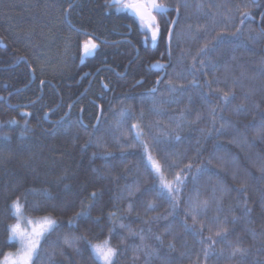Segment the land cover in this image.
Listing matches in <instances>:
<instances>
[{
    "label": "trees",
    "instance_id": "16d2710c",
    "mask_svg": "<svg viewBox=\"0 0 264 264\" xmlns=\"http://www.w3.org/2000/svg\"><path fill=\"white\" fill-rule=\"evenodd\" d=\"M73 1L71 21L98 27L82 36L111 42L99 43L84 65L77 51L69 50L78 40L82 51L86 39H77L75 31L65 39L68 0H0V36L6 43L0 53L12 51L1 61L25 57L36 77L9 102L29 106L13 109L0 101V252L17 248L8 241V225L15 223L12 205L19 200L25 216L56 220L58 227L41 241L42 255L51 253L53 264H102L89 245L103 240L118 250L115 264H146L143 251H136L141 235L143 244L158 250L147 264H264V34L245 21L248 2L163 0L179 6L168 57L165 19L158 18L162 33L153 42L145 26L144 32L128 31L139 27L136 18L108 12L100 0ZM160 58L170 66L152 93L158 75L146 67ZM27 63L10 70L27 81L4 71L1 88L3 79L14 89L28 85ZM86 71H98L89 89V76L78 82ZM42 79L45 96L39 99ZM226 92L227 104L221 99ZM94 102L102 107L97 125ZM52 109L65 118L46 122L44 115ZM148 153L166 180L181 175L175 200L166 190L160 194L161 177ZM204 200L208 207L194 224L192 205ZM245 207L251 211L245 213ZM82 209L86 216L77 215ZM220 224L227 228L226 240L216 235ZM73 236L87 237L76 241L79 253L64 244ZM212 241L217 242L209 248ZM236 245L248 254L230 259Z\"/></svg>",
    "mask_w": 264,
    "mask_h": 264
},
{
    "label": "snow or ice",
    "instance_id": "6c2138e0",
    "mask_svg": "<svg viewBox=\"0 0 264 264\" xmlns=\"http://www.w3.org/2000/svg\"><path fill=\"white\" fill-rule=\"evenodd\" d=\"M118 7V10H131L132 13L138 17L140 23L142 26L147 27L152 34V40L155 41L160 33V26L159 23L156 20V16L153 14L158 13H166L168 12V8L163 3H158L157 0H127V2H123V0H113V5ZM187 7V4L184 5ZM71 7V5L69 6ZM239 5H237V8L239 9ZM244 7H248L245 5ZM177 15H179V6L176 8ZM244 16L250 15L249 12H244ZM173 25L177 23L176 20H173L171 22ZM244 21L243 19L240 20V24L243 25ZM240 33V28L236 29V34ZM173 33L172 30H168V36L169 39H171ZM235 35V34H234ZM238 38V37H237ZM97 45L93 42L91 39H86L83 43V50L84 54L88 55L95 51ZM202 51H204L202 49ZM211 82H209L210 84ZM155 91V89H153ZM217 91H219L217 89ZM223 101L227 104L229 102V93H224L221 97ZM242 107V106H241ZM215 108L212 109L213 114V120H215ZM200 117L197 116V120H199ZM11 123H15V121H12ZM133 128H137L136 133V139H140V131L138 125H133ZM223 127V125H222ZM27 129H25L26 131ZM24 132L21 133L23 135ZM176 139H179L177 136ZM155 142L159 143V140L157 138H154ZM145 152H148V146L144 145ZM148 160L151 162V167L153 170L156 171L158 175L161 177V195L164 194L165 190L168 194V196L175 200L176 196L175 194L180 191V185L183 184V179L180 174H177L173 181H168L163 177L162 171H161V165L158 161L154 160L150 153H148ZM190 168L191 165H188ZM264 171V169H261ZM198 172H205L207 169H198ZM195 179V178H194ZM129 195H132V191L129 190ZM96 196V193H92V198L94 199ZM154 205L152 203H149L148 207L152 208ZM131 207V205H129ZM173 207H175V204H173ZM208 207V201H198L197 203H194L191 208L192 212V219L193 223H196L197 215L201 210H206ZM13 214L15 217V223L8 225V241H16L18 242V249L15 252H7L3 253L0 252V255L3 256V260H0V264H53L54 262V256L49 253L47 255H42L43 249L41 246V241L46 240V236L50 234L51 232L55 231V229L58 227L56 221L50 217H42L38 220H33L31 217H26L23 212V208L19 202V200L14 201L12 205ZM251 209L245 207L244 212L248 213ZM88 214L86 209H82L80 213H78V216H86ZM110 215H115L114 213H111ZM236 217H233V222H235ZM73 221L70 220L69 224H72ZM122 228L125 227V225H121ZM227 228L223 226V224L219 225L218 231L216 232V235L221 237V240L227 239ZM87 240L86 236H73L71 238H65L64 244L67 245L70 248H75V244L77 240ZM145 237L140 236L141 245H138L136 247V251H143V254L146 258V264L147 261L150 260L153 256L157 255V249L149 247L148 245L143 244ZM156 240H161L160 236L155 237ZM211 240V237H209ZM217 241H212L211 244H209V248H212V244H215ZM91 253L96 261H102L103 264H115V257L118 255V250L116 248H113L109 242V240H103L101 242L90 244ZM169 248L174 250V245H169ZM77 253L80 252L79 248H75ZM214 251V249H213ZM221 252H223V249H221ZM237 254H239L241 257H244L248 254V250L239 247V245L231 246V252L229 258L235 257ZM61 255H63V252H61ZM210 255V252L205 249L204 250V259L207 261L208 257ZM135 259H138L139 257H134Z\"/></svg>",
    "mask_w": 264,
    "mask_h": 264
},
{
    "label": "flooded vegetation",
    "instance_id": "af4514ba",
    "mask_svg": "<svg viewBox=\"0 0 264 264\" xmlns=\"http://www.w3.org/2000/svg\"><path fill=\"white\" fill-rule=\"evenodd\" d=\"M83 1H85V0H83ZM96 1V0H95ZM106 2H108L109 4L107 5V6H111V7H113V10L117 13V14H119V13H124L125 15H127V16H129V17H132V18H137L138 19V17H136L134 14H132L131 12V10H118V7H116V6H112L113 5V0H105ZM245 1H247L248 2V7H246L245 8V10H244V12H249L250 13V15H248V16H244V18H245V21H247V20H251L252 21V25H254L258 30H260L263 34H264V0H245ZM123 2H127V0H123ZM157 2L158 3H163L165 6H167V7H170L171 8V11H169V12H167V13H162V14H158V13H153L155 16H156V18L158 19V18H160V20H163V19H165V21L169 24V28H168V30L170 29V26H171V22L173 21V19H174V17H175V15H176V8L175 7H171L170 5H167L166 3H164L163 2V0H157ZM158 21V20H157ZM138 24V28L137 27H134V26H129V27H127V29H128V31L129 32H132V31H136V30H139L140 32H144V28H143V26L141 25V23H140V21H139V19H138V22H137ZM162 29V28H161ZM161 29H160V31H161ZM85 34H87V35H89V33L88 32H86ZM166 35L168 36V31H167V33H166ZM161 36V34L160 35H158V38ZM82 39H91V40H93L94 42H97V46L99 45V43L101 44V45H110L111 44V42H104V41H102V40H100L99 38H95L94 36H90V37H86V36H82L81 37ZM152 38V37H151ZM157 38V39H158ZM166 39H167V37H165L164 36V41H165V45H166ZM144 40V42H145V46H148V43H147V39L146 38H144L143 39ZM155 41H157V40H155ZM155 41H153V42H155ZM99 47V46H98ZM97 47V48H98ZM263 52H264V44H263ZM166 51H167V46H166ZM167 54H168V52H167ZM91 58H93L94 56L92 55V56H90ZM87 58H89V57H87ZM162 60V58H160V60H158L159 62H163V63H167L168 61H161ZM25 62V61H24ZM25 63H27V62H25ZM20 64V62H16V63H13V64H11V65H8V66H10V67H13V68H17V66ZM81 65H84L85 64V62H83V63H80ZM104 67H106V66H104ZM111 68V67H110ZM147 69H150V67L148 66V67H146ZM99 70H102V68H100ZM164 72V69H160V70H155V73L158 75V77L155 79V81H154V85L156 86V84H157V80L159 79V77L162 75V73ZM98 73V71L97 72H95L94 74H92L90 71H86V72H84L80 77H79V79H78V82L80 83L81 82V80H82V78H86V77H90V82H89V85H88V87H87V89L88 88H90V85H91V83H92V81H93V76H96V74ZM35 79H36V77L34 78V80L32 81V74L30 73V81H29V83H28V85H26V86H24V87H21V88H15L14 89V86H15V84H14V86H12V85H10V86H8L7 85V83H5V84H3L2 85V87L3 88H1V86H0V101H5L8 105L10 104L9 102H12L10 99H11V97L12 96H14V95H16V94H18V93H20V92H23V91H25L26 89H28L31 85H33V83H34V81H35ZM104 79V78H103ZM2 81L0 80V83H1ZM45 81H44V79H42V81L39 83V90L42 92L43 91V83H44ZM106 83V82H105ZM104 82L102 83V85H103V87H106V90H109V86H107L106 84H105ZM67 87H69V86H67ZM85 91H86V89H85ZM84 91V92H85ZM70 93V90H69V88H66V89H64V94H63V96H65V97H67V95ZM74 93H76L77 94V91L75 90V92ZM73 93V94H74ZM72 94V95H73ZM81 96H82V93H81ZM79 97H80V95H79ZM79 97L77 98V99H79ZM77 101V100H76ZM75 101V102H76ZM62 102H63V106H66V104L64 103V100H62ZM75 102H73L72 103V105H70L69 106V111L72 109L71 107L74 105V103ZM11 106H13V107H11ZM27 106H29V105H27V104H25V105H22V104H19V103H12V104H10L9 105V107H11V108H13V109H18V108H22V107H27ZM98 106V105H97ZM83 111V109H81L80 110V113ZM97 120H98V117H97ZM97 120H96V122H97Z\"/></svg>",
    "mask_w": 264,
    "mask_h": 264
},
{
    "label": "bare ground",
    "instance_id": "6f19581e",
    "mask_svg": "<svg viewBox=\"0 0 264 264\" xmlns=\"http://www.w3.org/2000/svg\"><path fill=\"white\" fill-rule=\"evenodd\" d=\"M76 1H78V0H76ZM90 2V0H85L84 2ZM94 2H95V0H93ZM101 2H103L102 4L103 5H108L109 3L108 2H104L105 0H100ZM71 2H72V4H71ZM75 1H73V0H68V5H66V7H63V18H64V22H65V26L67 27H65V39L66 40H68V39H72V36H70L69 34H68V32L69 31H75L77 34H78V36H77V39H79L84 33H86V32H89V31H92V32H95L94 30H98V27H95V26H92V25H85V23L83 22V20H81L80 21V23H79V21H76V20H73V21H71V17H72V13H73V11H75V10H73V8H74V3ZM70 4H71V7H69L70 6ZM106 10L108 11V12H112L113 11V7H111V6H109V7H107L106 8ZM72 11V12H71ZM81 11H76V14H77V17L78 18H81V16H82V13H80ZM105 14H106V12H105ZM118 15V14H117ZM119 15H125L124 13L122 14V13H119ZM76 17V18H77ZM150 31V30H149ZM162 32L160 31V33H159V35L161 34ZM164 36L165 37H167V35H166V33L164 34ZM150 37H152V34H151V31H150ZM167 40H168V37H167V39H166V46H167V52H168V44H167ZM103 41V40H102ZM104 42H109V41H104ZM117 42H122V40H118ZM1 44H2V46H1ZM76 44H77V46H76ZM76 44H74L73 45V47L69 50V52H72V51H74V50H76L77 51V54H78V57H79V63H83V62H86V60H87V57H90V56H92V55H94L95 54V51L94 52H92L91 54H88V55H85L84 54V50H83V47H82V51H81V49H80V44H79V42H78V40L76 41ZM100 45V44H99ZM0 46H1V48L2 49H6V43L3 41V38L0 36ZM77 48V49H76ZM10 56H12V51H9V50H7V51H5L4 53H0V76L2 75V72H4L5 71V73L9 76V77H12V78H15V79H20V78H18L19 76L18 75H15V74H13L10 70H12V69H14L13 67H10V66H7V64H9V63H11V64H13L14 63V60L13 59H11V60H9V62L8 61H6V62H4V61H1V60H4V59H7V58H9ZM10 64V65H11ZM27 66H28V68L31 70V66H30V64L29 63H27ZM170 66V63H168L167 64V68ZM23 76V74H20V77H22ZM95 77L96 76H93V80L95 79ZM23 79L25 80V78H23L22 77V79H20V80H22L23 81ZM71 79H73V78H71ZM34 80V78H33V76H32V81ZM7 80H4L3 79V84H5V82H6ZM25 81H27V80H25ZM51 84H52V82H51ZM66 85H68L67 84V81H66V83H65ZM89 89V88H88ZM153 89H155V91H153ZM157 91V87L153 84L152 85V87L149 89V92H152V93H155ZM49 90H48V92H47V94H46V98H48L49 97ZM37 94H39V93H37ZM35 95V94H34ZM43 96H45L44 95V93L43 92H40V96H39V99H41ZM38 101V100H37ZM45 104H47V102L45 101ZM51 106V105H50ZM51 108H52V106H51ZM55 110L54 109H52V110H50V111H48V112H46L45 113V115H44V119H45V121L46 122H49L50 124H53V123H56V122H60V121H62L65 117H62L61 119H59L61 116H62V113L61 112H54ZM54 112V114H53V119H51L50 118V116H51V113H53ZM57 119H59V120H57Z\"/></svg>",
    "mask_w": 264,
    "mask_h": 264
},
{
    "label": "water",
    "instance_id": "95a60500",
    "mask_svg": "<svg viewBox=\"0 0 264 264\" xmlns=\"http://www.w3.org/2000/svg\"><path fill=\"white\" fill-rule=\"evenodd\" d=\"M131 13H132V12H131ZM132 14H133V13H132ZM174 20L178 21V15L175 17ZM175 26H176V24H175V25L172 24V26H171L172 33H173V30H174ZM167 44H168V48H169V44H170L169 36H168ZM1 46H2V44H1ZM22 60H25V58H23ZM161 65H162V64H161L160 62H157V63H155L154 65H152V67H153V69H157V68H158L159 66H161ZM166 66H167V64H166ZM32 76L34 77V73H33V72H32ZM164 76H165V74H163V75L160 77L159 81L162 80V78H164Z\"/></svg>",
    "mask_w": 264,
    "mask_h": 264
},
{
    "label": "rangeland",
    "instance_id": "374dc122",
    "mask_svg": "<svg viewBox=\"0 0 264 264\" xmlns=\"http://www.w3.org/2000/svg\"><path fill=\"white\" fill-rule=\"evenodd\" d=\"M48 56V55H47ZM49 59H50V56H49ZM151 163V162H150ZM26 217H28V216H26ZM44 217H50V218H52V219H54L53 217H51V216H44ZM33 220H38V219H40V218H42V217H35V218H33V217H31ZM55 220V219H54ZM56 221V220H55ZM13 242H15L16 244H17V248L14 250V251H11V252H15L17 249H18V247H19V245H18V242H16V241H13ZM10 252V251H9ZM1 260H3V258L1 259ZM101 263L103 264V262L101 261Z\"/></svg>",
    "mask_w": 264,
    "mask_h": 264
}]
</instances>
